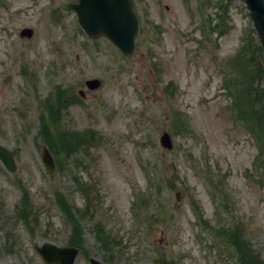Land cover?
<instances>
[{"label":"rangeland","instance_id":"obj_1","mask_svg":"<svg viewBox=\"0 0 264 264\" xmlns=\"http://www.w3.org/2000/svg\"><path fill=\"white\" fill-rule=\"evenodd\" d=\"M70 1L0 0V144L16 166L0 163V264H44L36 245L68 243L72 222L56 193L80 225L73 264H238L232 233L264 264V154L236 116L248 108L233 80L238 48L248 35L256 42L243 1L133 0L130 55L88 38ZM24 27L31 37L19 36ZM87 78L100 85L87 89ZM56 85L73 99L59 128L95 139L58 151L50 177L38 128Z\"/></svg>","mask_w":264,"mask_h":264},{"label":"trees","instance_id":"obj_2","mask_svg":"<svg viewBox=\"0 0 264 264\" xmlns=\"http://www.w3.org/2000/svg\"><path fill=\"white\" fill-rule=\"evenodd\" d=\"M236 68L238 71L237 93L248 104L245 103V109L248 108L245 113L239 114L237 112V114L242 120L245 121L246 119L247 128L255 136L258 146L264 151V49L257 42L248 41L237 53ZM239 82L241 85H239ZM248 88L253 89L254 92L249 91V97H256L257 104H260L259 107L247 100L244 92ZM71 101L73 99H69L63 89H58L44 102L47 117L41 116L39 135L55 154H58V151L69 154L71 150L91 142L90 138L95 139L91 129L87 134L59 128L60 111ZM259 167L264 168V158L259 161ZM261 177L263 178V174ZM58 199L62 207L65 208L62 198L58 196ZM27 201V193L24 191L23 202L26 203ZM73 224L76 225L77 222L74 221ZM231 238L232 244L236 247V257L239 264H261L258 254L251 249L248 241L242 240L234 233L231 234ZM71 243L80 245V234L77 242L72 241ZM166 262L164 260L162 264H168Z\"/></svg>","mask_w":264,"mask_h":264},{"label":"water","instance_id":"obj_3","mask_svg":"<svg viewBox=\"0 0 264 264\" xmlns=\"http://www.w3.org/2000/svg\"><path fill=\"white\" fill-rule=\"evenodd\" d=\"M250 10V16L258 33L260 43L264 47V0H244ZM69 6L75 11L77 20L88 37H107L124 54H130L134 49V39L138 30V18L133 9L132 0H77ZM30 28L20 31L22 36H31ZM93 89L99 85L98 79L85 81ZM160 143L170 148L171 139L167 132L160 136ZM0 160L10 171L15 168L13 156L10 151L0 145ZM41 160L52 176L54 163L47 149L41 152ZM38 252L46 264H72L78 251L72 247H57L45 242L37 247ZM91 264H100L90 259Z\"/></svg>","mask_w":264,"mask_h":264}]
</instances>
